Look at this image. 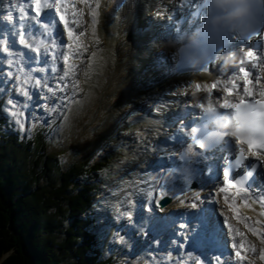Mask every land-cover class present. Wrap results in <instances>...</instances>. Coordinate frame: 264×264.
<instances>
[{
    "label": "trees",
    "instance_id": "16d2710c",
    "mask_svg": "<svg viewBox=\"0 0 264 264\" xmlns=\"http://www.w3.org/2000/svg\"><path fill=\"white\" fill-rule=\"evenodd\" d=\"M3 111L0 100V264H113L100 258L89 230L112 157L65 168L47 135L6 131Z\"/></svg>",
    "mask_w": 264,
    "mask_h": 264
},
{
    "label": "bare ground",
    "instance_id": "6f19581e",
    "mask_svg": "<svg viewBox=\"0 0 264 264\" xmlns=\"http://www.w3.org/2000/svg\"><path fill=\"white\" fill-rule=\"evenodd\" d=\"M174 1L175 0H135L133 1L134 7H132L130 10H122L121 12L115 15L112 14V9H114V5L116 3L121 2L120 0H97L96 1V6H94L91 9V11L96 13L97 23L100 26V31L94 32L95 37H93V39L89 37H87L86 39L81 37L79 39V45L77 46V48L82 49L81 53L79 54L80 58L84 57V53H87L86 55L88 57V60L85 63L88 64L90 67V63L92 62L91 68H92L93 74L90 73L89 78H88V83L86 81L87 87H86V91L83 92L84 94L83 98L88 97L90 94H94V91L96 90L97 86L103 87L105 85L104 81L106 80V76H108V73L113 74L111 76L114 79L115 70H113L114 72H112V69L115 65V61L118 60V62H120V60L123 58L135 64L133 72L129 73V80L124 82V79H123L121 81V83L125 85L126 87L125 89L128 88L126 90L128 91L129 87L131 86V82L134 79V76L136 74L138 75L139 73L143 72L145 67H147V65L150 64V60H152L150 56L155 58L157 55L156 53L160 51H161V54L159 56L160 61L157 62V64H162L164 66H160L161 68L158 71H153L152 72L153 77L146 78L148 79V81L145 83L152 85L151 87L155 89H157L158 87L162 88L163 85H165L164 88H166V84L170 86V88H174V84L170 85V83L172 80H176V78L172 76L171 79H168L167 77L169 76L168 72H173L172 69H175V67H173V64L171 62H173V60L177 59L178 57L179 51L177 49V45L172 44V43L164 45L163 43H160V42H154V43L149 42L143 39L144 34L140 33V31L138 33V36L135 39L136 29H139V27L144 23L145 20L148 21L150 16H154L157 13L161 14L165 12L166 10L170 9ZM4 7H7V6H4ZM4 7L0 5V11ZM99 10H101V12H99ZM1 21L2 19H0V23ZM159 21L164 22V19L162 16L159 17ZM149 43L151 45H148ZM144 46H147L148 49H143ZM138 47H140L139 51H137ZM133 51H135V53H138L140 55L141 60H139L138 62H136V59L138 58H134V59L127 58L132 55L134 56L135 53H133ZM78 60L79 58H77L74 62H77ZM116 68H117V65H116ZM120 69L127 70L128 66H126V64L124 63H121ZM227 69L228 67H226L222 63L220 65H217L210 72L192 74L186 78V81H184L185 84L189 87L191 86L192 90H196L194 98L198 100L197 102H200V105L208 104V103L213 105L217 102H219L218 104H220L222 103L221 99L223 101V100H227L230 98V95L228 94V92L224 91V89H226L225 80L219 76L221 71L228 72ZM125 72L128 73V71H125ZM150 79L152 81H150ZM215 81H218L216 85L220 86L219 87L220 89L223 88L221 91L219 90V88L216 90H213L212 85H213V82ZM197 84L201 86L199 90H197L196 88ZM178 85H183V84H181L180 82L175 84L176 87ZM147 87L149 88L150 86H147ZM252 87H255V85ZM121 90H124V89H121ZM95 93H98V92H95ZM190 93H191V90H190ZM189 94L185 93L184 95L188 98H193V95H189ZM150 98L154 99L155 96L152 95ZM168 104L169 103H167L166 105H164V107H162V109H160L159 114L161 117V121L151 124V126L154 127V129H162V130H157L155 135H151V139L153 140L154 139L156 141L162 140L165 137L164 131L167 130L169 126H173V125H167V128L166 126H164L165 125L163 124L164 115L168 114L171 116L173 115V113L183 108L182 105L179 106V108H174L173 106H170ZM198 106L199 105H197V107ZM188 107L190 108L192 107V105H188ZM197 107L195 106V109ZM173 148H175V146ZM128 172L129 174H131L130 176L132 178L131 179L132 183L130 182V184L132 185L135 184V186H133L134 187L133 189L135 190H138L139 188H141V185H142V183L140 182L141 178L147 181H150L153 179L154 176L156 177V179L158 177L155 174L150 175V176L148 175L142 176L138 172V169H136L135 167L134 168L129 167ZM163 178H164V182L155 184V186L157 187L155 191V195L148 196L147 197L148 199L145 202L149 200H153L155 197H157L160 191L158 189V185L163 184L166 181L174 186L175 191L179 192V189L175 187L172 180H169L168 176L162 175L160 179H163ZM156 179H154V181ZM209 183L211 185V183H215V182L211 181ZM210 185L209 187H211ZM150 188L151 186L146 187L144 191L145 193L144 198L149 193ZM199 191L202 192V195L205 199L209 201L215 200L216 202L215 203H212V202L200 203L199 206L195 209L186 207L185 205H182L180 203V199H187L190 201L192 198L191 196L192 192H189V195L187 197L181 195L180 199H175L174 201H171L170 205H168L167 207L162 208V209H160L159 207L158 209H155L154 217L155 218L159 216L170 217L175 214H178L179 216H181L182 215L181 210L193 212L195 210L201 209L202 211L205 209V207H207V205H210V208L212 209V217L218 218L220 216H223V217L226 216V218L229 217L231 220H233V222L231 221L230 224L234 225V230L236 231L238 241L240 242V244L242 242L247 244V249L245 250V253H244L245 255L248 256V260L246 263L252 264L253 263L252 259L254 260L253 257L258 256V258L255 259L256 264H258V261H261L262 259L259 257L258 254H256V252L258 251V246L256 245L254 247L252 245L253 244L252 236L250 235L249 232L250 231L254 232L253 236L256 235L255 238L258 240L259 244H260L259 241L264 240L262 239L264 238V215H262V213H264V210H262L263 208L261 209L263 205L259 202H255L254 201L255 198L253 195L245 194L246 196H243V197L236 195L233 199L234 204H237L238 207L241 209L239 212H236V211H233L232 209H229V206L225 203L223 194L218 191V187L211 188V192L214 194L209 197H205L204 195L205 189H202ZM244 199L249 200L247 204L243 203ZM153 205L156 206L154 203ZM223 208L224 210H221ZM221 212L223 213V215L220 214ZM180 221H181V218L177 220L178 223L176 224V226H179ZM246 223H247V227H245ZM155 228L156 227H154L153 223H150L147 226V230H149V232L151 233H157L154 230ZM223 228L224 230H226L224 225H223ZM239 229L242 230L241 235L238 234ZM259 237H261V240H259ZM157 238H158V241L161 243H168L166 237L163 238V237L157 236ZM196 240L202 244V239L198 237V235L196 237ZM138 244L141 245V242L139 241ZM240 244L237 247H240ZM191 249L192 251L189 256H194L195 252L193 250V247ZM250 260H251V263H250ZM177 262L178 260L176 262H173V260L166 261V264H176ZM181 263L186 264V262H181ZM263 263H260V264H263Z\"/></svg>",
    "mask_w": 264,
    "mask_h": 264
},
{
    "label": "rangeland",
    "instance_id": "374dc122",
    "mask_svg": "<svg viewBox=\"0 0 264 264\" xmlns=\"http://www.w3.org/2000/svg\"><path fill=\"white\" fill-rule=\"evenodd\" d=\"M138 33L139 29H136L135 39L138 36ZM148 45L151 44L149 43ZM139 50L140 47H138L137 51ZM133 53H135V51H133ZM134 56L132 55L127 58H138L136 59V62L141 60L138 53H135ZM2 58L3 57L0 56V61H3ZM121 63L126 64V66H128V69L121 70ZM7 64L9 63L7 62ZM134 65L135 64L124 58L121 59L120 62H118V60L115 61V65L112 69V72H114L113 70H115L114 79L111 76L113 74L108 73V76H106V80L104 81L105 85L103 87L97 86L94 94H90L83 101V103H81L80 106L76 108L75 112H71L72 114L67 113V115H65L62 120L57 119L54 121L56 114L54 111L51 112V117L48 119V122L43 118H41L37 123H32V120L28 122L31 119V116H35V114L38 112L37 110H35L33 115L27 116L22 113L21 117H17L18 122L21 124V127L19 129L22 131H26V129H34L36 127L38 128L34 130H39V126L54 124L51 128L52 132L45 131L46 133L42 132V134L49 137L46 139L48 141V143H46L47 149L50 152L60 153L59 155L65 163V168L71 162L77 163L85 159L91 160L93 162L95 160H101V158L99 157L101 148H114L116 150V153L112 156L114 160L110 162L111 165L106 167L108 174L103 176L104 184L100 187V189H102L103 191L101 195L94 198V203L96 205L95 208H97L99 205L97 224L105 223L108 229L112 220L118 219L119 222L127 220L128 218L125 217L123 213L127 211V208H129L131 204L140 201V196L142 195L143 188H139L140 190L133 189V186H135V184H130L132 180L128 179L129 175H131L128 172L129 167H145L150 163V161L145 160L144 156L142 157L143 160H137L139 159V156L137 154L138 147L132 148L130 150L128 149L127 144H125L123 148L121 147L122 145H118L116 142V136L121 131L125 130V132H128L132 127H136L134 125L135 123H132L131 127L130 124L125 125L124 121H129L131 123L134 120L133 118L137 119L133 107L136 110H139V104L147 99L137 90L135 76V79H133V81L131 82V86L129 87L128 91H126L128 88L125 89V85L121 83L123 79L124 82L129 80V73L133 72ZM125 71H128V73H126ZM13 77L14 74L8 75V77H6L0 73V85L2 82L1 80L7 79V83H9V93H11L12 96L16 93L15 89H13L15 85V79ZM150 81L152 80L150 79ZM5 86H7V84ZM174 87H176L175 84ZM168 89L169 88H167L166 90ZM18 91H22L21 87H19ZM189 93L190 91L186 94ZM189 95L192 94L190 93ZM180 99H182V97L178 96L177 101ZM40 107L41 106H38V108ZM43 107H45V105ZM149 107L151 109L153 107L151 102L149 104ZM140 129H145L148 132L146 124L142 125ZM137 137L139 140L141 137L144 138L145 136H143V132H141L137 135ZM29 138H32V136H29L27 139ZM142 146H144V144H142ZM150 154L154 155V153ZM156 164H158V162H156ZM253 233L254 232H250V235L252 236V245L254 247L256 245L258 246V251L260 253L257 251L256 254H258L261 258L262 254H264V240H261V237H259V240H261L259 241L261 244L260 245L258 243V240L255 238L256 235L253 236ZM140 235L141 233H138V237ZM134 238V234L131 233V237L127 239L126 244H130ZM105 241L106 236L100 235V244L104 250L105 248H107V243ZM136 244L137 242L135 239V241L130 244L132 245L131 247L127 248L126 246H124V249L118 250L117 256L120 257V264H163L161 263L162 260H164L165 262L172 261V259H170V255L166 254L165 251L163 254H149L147 256L129 260V254L132 257L137 253L135 249ZM119 246H121V241L118 242V247ZM143 246L144 243L140 248H143ZM156 251V249L151 250L152 253H155ZM108 254H111V251L107 249L106 252L102 254V256L106 257L108 256ZM8 255L9 253L5 254L3 260H5ZM102 256L100 257L102 258ZM253 258L254 260L252 259V264H256L255 259L258 258V256ZM262 260L258 261V264L263 263L264 261Z\"/></svg>",
    "mask_w": 264,
    "mask_h": 264
},
{
    "label": "snow or ice",
    "instance_id": "6c2138e0",
    "mask_svg": "<svg viewBox=\"0 0 264 264\" xmlns=\"http://www.w3.org/2000/svg\"><path fill=\"white\" fill-rule=\"evenodd\" d=\"M51 4L55 6L57 4V0H51ZM35 6H36V13H37L36 19H37V22H39L40 10L42 7L48 6V0H45V3L43 5L41 4L40 0H36ZM55 11L59 12V7H55ZM92 15H93V25H95L96 24V19H95L96 13L93 12ZM4 19L11 22L13 20V16L11 13H9L7 16L4 17ZM53 19L55 18L53 17ZM59 19L61 21H64L63 16H60ZM64 23H65V26H67V21H64ZM25 33L27 34V29H25ZM256 34L257 33L249 34L248 36L245 37V41H251L254 38V36H256ZM15 35L20 36V32L17 31ZM68 37L69 39H74L73 32L71 29L68 30ZM4 42H6L5 38L0 36V43H4ZM23 42H24L23 38H21V43ZM9 47H11V44H9ZM37 51H39V49H37ZM42 54L47 55V51H45ZM244 57L248 59L250 62L257 59V55L252 49L244 51ZM201 70L208 71L209 69L202 68ZM239 71L243 72L245 77L248 76V72L245 69L241 68L239 69ZM65 75H67V73H65ZM60 79L63 80L64 76H61ZM35 83L43 86L40 80H36ZM216 86L217 85L214 83L212 85V88H215ZM200 87L201 86L199 84L196 85L197 90H199ZM48 91L53 92L52 87H48ZM61 91H63V89H61ZM224 91L227 92V89H224ZM247 93H248V89L245 88L244 89L245 96L247 95ZM22 94L24 96L29 95L27 91H22ZM259 95H260V98L255 99L252 102H245L243 98L236 103H229L227 100H224V102L220 104V107L224 109H232L235 113H237V117H236L237 119L240 118L239 114L241 113V110H245V109L248 110V112L251 113L255 117V121L250 127L245 126L243 124H238L236 132L233 134L235 137V140L240 145L246 144L249 147L256 146L258 149H264V92H261ZM203 106L204 105L201 104L198 107L203 108ZM13 107H15V105H13ZM192 123L194 124L195 121H193ZM179 131H180L181 137L183 138L182 148L184 149V151L181 152L179 158L185 162L191 161L193 157H197V156L203 157L206 159L207 157L205 156L204 151L197 152L194 150L197 148L201 150L205 149V143L200 137L197 136L196 128L193 127L192 124L185 123L181 125ZM208 149L211 150L212 146H209ZM253 155H256V153L253 152ZM260 158L264 159V157H260ZM243 159H244V153L241 152L239 159H237L235 163L239 165L241 164ZM246 167L249 169L246 175L242 174L240 179H236L234 176L231 177V179L234 180V184L227 183L230 179L229 171H224L223 180L227 184V187H220L218 191L220 193H227L228 188L236 187L237 195H238L240 191L238 186H240L241 184H245L246 181H248V179L251 177L252 173L255 171L254 166L251 164H248ZM229 170H232L231 167ZM158 187L161 190L159 191L158 196L155 197L152 201V203H154L158 208L161 207L160 201L165 198L180 199L181 195L185 197L189 195L188 191L185 189L184 186H180L179 192H177L174 190V186L171 185L167 181L163 184H159ZM247 191H248V187H245L244 188L245 194H247ZM213 194L214 193H210V195H213ZM191 196L192 198L190 201L187 199H180V203L182 205H185L186 207L195 209L199 206L200 203H205V202L215 203L216 202L215 200L209 201L205 199L201 191H194L191 193ZM228 202H229V198L227 195H225V203L228 204ZM260 203L264 205V200H261ZM229 207L233 211L236 210L233 204H229ZM220 214L223 215L222 212ZM123 215L127 217L129 220L131 219V214L129 212H125L123 213ZM262 215H264V213H262ZM221 223H222V226L228 225V227L231 228V225L228 224L227 218H225ZM180 227L183 228L185 227V225L181 224ZM236 255L240 256V253L237 252ZM192 259L195 260L196 258L193 257ZM261 259H264V254H262ZM216 260H217V264H219V257H217Z\"/></svg>",
    "mask_w": 264,
    "mask_h": 264
},
{
    "label": "clouds",
    "instance_id": "9594fccd",
    "mask_svg": "<svg viewBox=\"0 0 264 264\" xmlns=\"http://www.w3.org/2000/svg\"><path fill=\"white\" fill-rule=\"evenodd\" d=\"M227 2H235L238 3L240 6L237 7V9L231 14L230 19H238V18H243L247 12H248V8L244 3V0H227ZM245 119H247L245 117Z\"/></svg>",
    "mask_w": 264,
    "mask_h": 264
},
{
    "label": "water",
    "instance_id": "95a60500",
    "mask_svg": "<svg viewBox=\"0 0 264 264\" xmlns=\"http://www.w3.org/2000/svg\"><path fill=\"white\" fill-rule=\"evenodd\" d=\"M163 204H164V202H163Z\"/></svg>",
    "mask_w": 264,
    "mask_h": 264
}]
</instances>
